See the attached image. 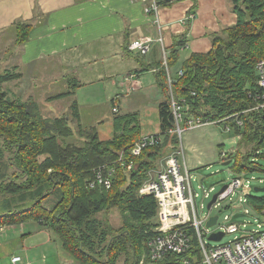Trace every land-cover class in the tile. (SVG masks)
<instances>
[{"label": "trees", "instance_id": "trees-1", "mask_svg": "<svg viewBox=\"0 0 264 264\" xmlns=\"http://www.w3.org/2000/svg\"><path fill=\"white\" fill-rule=\"evenodd\" d=\"M230 4L236 21L211 36L210 50L180 60L185 40L176 37L166 66L163 59L152 65L157 66L155 82L163 93L157 105L159 132L152 135L155 142L137 155L132 149L143 137L139 111H114L112 136L102 140L96 126L80 124L75 100L69 114L46 116L39 101L17 93L13 83L21 80L22 72L16 66L0 67V225L37 221L56 235L78 264H120L121 259L122 264H153L147 242L159 225L158 202L153 194L140 193V188L157 169V162L179 147L177 134L170 132L175 125L167 71L172 76L173 96L183 99L184 118H208L225 131L228 126L227 132L233 129L252 144L235 170L264 173V165L247 159L264 158V112L249 110L256 105L254 95L259 92L255 64L264 55V0H230ZM32 27V22L15 21V42L27 41ZM125 48L130 52L128 45ZM147 68L143 65L139 71ZM71 85L75 88L80 83ZM72 94L74 89H68L46 101ZM73 137L79 142L71 141ZM234 154L223 160L231 162ZM99 168L104 178L112 171L109 187L98 183ZM247 204L263 211L264 193L248 194ZM112 212L119 215L117 227L109 219ZM195 240L194 236L192 245ZM178 259L168 254L154 264Z\"/></svg>", "mask_w": 264, "mask_h": 264}, {"label": "crops", "instance_id": "crops-1", "mask_svg": "<svg viewBox=\"0 0 264 264\" xmlns=\"http://www.w3.org/2000/svg\"><path fill=\"white\" fill-rule=\"evenodd\" d=\"M143 5L141 0H0V31L7 32L0 47L6 46L3 53H7L12 46L4 66H16L23 75L18 83H13L17 93L21 89L23 98L40 101L44 99L42 92L46 93L40 83H55L57 78L63 82L68 75L80 83L76 89L102 83L105 90L115 92L110 99L118 111L122 110L121 104H115L117 99L139 111L142 136L158 133V109L147 107L151 103L157 106L163 99L155 82L157 66L152 65L167 56L176 37L185 40V45L179 49L180 60L190 53L207 52L211 48V36L233 25L236 15L231 10L230 0H166L160 3V28L152 16L144 12ZM19 19L33 25L23 44L15 42L12 28ZM136 38L151 39L146 54L136 56L126 50ZM143 65L147 70L139 71ZM135 96L136 101H132ZM55 102L46 103L52 113L59 115L61 110L69 111L68 107L55 105ZM77 104L80 115V104ZM128 111L133 110L123 112ZM153 112L157 120L151 128ZM112 130L110 118L97 126L102 140L109 139ZM199 134L200 131L193 130L185 138L192 152L197 147L191 144L190 138L193 137L194 142ZM216 140L212 138L202 143L199 153L206 151L211 159ZM185 160L190 167L205 161L196 154ZM11 255H20V264H78L48 227L32 220L5 225L0 233V264H9Z\"/></svg>", "mask_w": 264, "mask_h": 264}, {"label": "built area", "instance_id": "built-area-1", "mask_svg": "<svg viewBox=\"0 0 264 264\" xmlns=\"http://www.w3.org/2000/svg\"><path fill=\"white\" fill-rule=\"evenodd\" d=\"M141 1L144 4V12L150 14L154 23L161 28L159 0ZM190 16L192 17L193 14ZM158 39L160 42L162 41L161 35ZM150 43L151 39L149 38H136L128 44V49L132 52L137 51L141 54H146L149 51ZM162 59L166 66V54ZM255 71L259 92L254 95L256 105L249 110L264 112V55L256 62ZM181 73L179 71V74ZM167 80L169 83L168 95L170 97L171 112L175 125L170 132H175L179 141L184 129L206 124H217V121L203 117H193L186 120L182 113L183 106L181 102L183 99H180V102L173 96L170 88L172 76L168 71ZM112 109L117 111L116 107ZM239 124H242L241 121H239ZM226 130L229 131L228 126ZM154 142L155 138L152 135L143 136L136 142L132 153L137 155L143 147ZM230 151L232 150L229 149L225 153L222 152V157L225 158L226 155L231 153ZM130 166L131 164L128 165V168H131ZM190 172L191 169L186 164L181 142H179L178 149L167 155L164 165L156 170L154 174L149 173V178L140 188V193L153 194L158 202L159 225L154 229V235L147 242L149 261L154 264L163 260L168 254H172L179 257L172 264H264V210L258 212L261 218H254L255 227L250 230L240 227L239 221L234 219V216L238 213L235 210L232 214H225L222 223L218 222L217 215L213 225L219 223V228L216 231H210L206 223L212 215L208 212L205 217H199L195 202L196 193L192 188ZM111 174L112 171L109 169L104 178L99 168L96 171V179L98 183L103 181L104 185L109 187V176ZM252 179L254 177L250 179H243L239 176L231 178L224 184L225 188L222 191L216 192V199L211 206L221 200L231 198L241 188L248 189ZM212 189L213 187L209 189L203 187L204 195L208 196ZM238 200L240 203H247V195L240 192ZM233 207L235 208V206ZM239 213H248V209L244 208L243 212ZM242 226L244 227L245 223H242ZM4 229L5 225H0V232H3ZM190 229L193 230V232L191 231L192 233H189ZM236 231H241L242 234L225 243H218L217 245H209L207 243L208 240H214L209 238L211 233L222 232L224 236L226 233ZM194 236L196 244L192 245L191 240ZM222 237L215 241H220ZM21 260L22 257L20 255H11L9 264H20Z\"/></svg>", "mask_w": 264, "mask_h": 264}, {"label": "rangeland", "instance_id": "rangeland-1", "mask_svg": "<svg viewBox=\"0 0 264 264\" xmlns=\"http://www.w3.org/2000/svg\"><path fill=\"white\" fill-rule=\"evenodd\" d=\"M20 20V19H19ZM31 21V20H30ZM6 33L5 31H0V41H4L6 38ZM6 46L0 47L2 49L0 51V66L5 67L7 61L6 57L11 50L12 46L10 49L7 50V53H3V50L5 49ZM10 60V59H9ZM26 71V68L24 69ZM44 80V79H43ZM60 78L55 79V83H47L43 84L40 83L39 86H44V90H46V93L42 92L43 98L40 100V104L42 108L44 109V114L49 117H55L58 116L56 113L51 112V108L48 107L46 104L47 101L45 100L46 96L48 95H54L56 93H61L64 92L68 89H74V94L64 97L61 99H57L55 102V105H62L64 107H68L71 105L73 100H77L80 104V124L85 128V127H90V126H97L99 127L100 124H102L104 121H106L108 118H112V115L114 111L112 110V102L110 97L114 96L115 92H109L105 90V85L102 83L100 84H94L91 86H86V87H81L79 89H76L78 87L72 86L71 84L75 82V80L72 78V76L68 75L66 78H64L63 82L60 81ZM22 85L20 86V88ZM116 89V88H115ZM51 90V93L47 92ZM19 93V89H18ZM20 93L23 94V91L20 89ZM19 93V94H20ZM20 94V95H22ZM24 96V95H22ZM47 96V97H48ZM155 96V94H152V97ZM137 96L133 98L132 101H136ZM116 106H119L121 104V110L119 112H123L124 110H134L130 109V107H126V103L121 102V100H115ZM147 107L150 108H156L157 106L155 103L149 104ZM137 110V109H136ZM60 114L64 113H70L69 111H64L61 110L58 112ZM102 118H104V121H101ZM157 116L153 112V125L151 124L150 127H154L156 124ZM101 121V122H100ZM71 126H73L77 130V126L74 122L70 123ZM183 127V124H182ZM200 131V134L195 137V140L193 142V137L190 138V142L192 145H196V149L194 152L191 151L190 148L187 147L185 143V138L189 134L190 131ZM242 136L240 135H235L234 130L232 129L230 132H227L223 129V125H218V124H206V125H201L193 128H187L182 131V134L180 136V142H181V147L184 152V157L185 159L188 158L189 156H192L193 154H196L200 157H202V160L205 159L204 164H201L196 167H190L189 163L186 160V164L189 169H191V183H192V188L194 192L196 193L195 196V202H196V207L198 211V215L200 218L205 217V215L210 212L212 216L218 215V222L222 223L224 220V215L225 214H232L234 213L235 210L238 211V213L234 216V219L236 221H239V225L242 229L250 230L252 227H255V221L254 218L258 217L261 218V215L252 209V207L245 203L242 202L240 203L238 200V196L240 192H243L244 195L248 194H258L261 195L264 192L261 191H255L254 187H263L264 186V173L259 172V171H248L243 169L240 172H237L234 167L237 166V164L240 162L242 156L246 154L247 152L250 153V149L252 148V144L249 141H246L244 138H241ZM212 138H216V143L214 147V152L213 155L211 156V159L209 158V153L204 151L202 154L199 153V149L201 150V144L204 143L206 140L209 141ZM71 141L73 142H79L76 138H70ZM230 151L231 154H234L231 158V162L229 164H223L224 157L219 158V153L226 152L228 150ZM216 151V153H215ZM263 152V148L259 149V153ZM254 153H252L253 155ZM216 155V156H215ZM165 158H161L157 162V169H154L151 174H154V172L158 169H160L165 162ZM248 160H256L257 164L259 165H264V158L263 157H256V156H249L247 158ZM234 165V166H233ZM239 176L242 177L243 179H250L254 177L250 181V187L248 189L241 188L240 191L236 192L234 195L231 196V198H226L224 200L219 201L215 205H212L210 208H207V203L210 201L212 195L219 191L221 187L226 184L232 177ZM261 179V181H260ZM203 187L206 189H209L213 187V189L209 192L208 196L204 195ZM235 206V208L233 207ZM244 208L248 209V213H242L240 214L239 212H243ZM109 219L113 226L117 227L120 224V218L118 213L112 212L109 216ZM34 221V220H32ZM219 223L215 225L209 226L210 231H216L219 228ZM242 223H245V226H242ZM242 234L241 231H236L233 233H226L220 241H215V240H208L207 243L209 245H217L218 243H225L229 240L234 239L235 236H240ZM122 260V259H121ZM122 264L123 262H121Z\"/></svg>", "mask_w": 264, "mask_h": 264}, {"label": "water", "instance_id": "water-1", "mask_svg": "<svg viewBox=\"0 0 264 264\" xmlns=\"http://www.w3.org/2000/svg\"><path fill=\"white\" fill-rule=\"evenodd\" d=\"M229 162H230V159H228L227 161H224L223 164L226 165V164H229ZM224 188H225V185H223L218 192L222 191ZM254 190L264 192V186L263 187H254ZM216 196H217V193H214L212 195L210 201L207 203V208H210L211 204L215 201ZM216 219H217V215L210 217V219L206 223V226L213 225L215 223ZM222 236H223L222 232H214V233L210 234L209 238L214 239V240H219Z\"/></svg>", "mask_w": 264, "mask_h": 264}, {"label": "bare ground", "instance_id": "bare-ground-1", "mask_svg": "<svg viewBox=\"0 0 264 264\" xmlns=\"http://www.w3.org/2000/svg\"><path fill=\"white\" fill-rule=\"evenodd\" d=\"M213 207V206H212Z\"/></svg>", "mask_w": 264, "mask_h": 264}]
</instances>
